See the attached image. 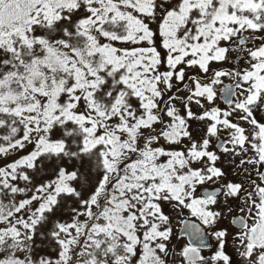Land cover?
<instances>
[{
	"label": "snow or ice",
	"instance_id": "6c2138e0",
	"mask_svg": "<svg viewBox=\"0 0 264 264\" xmlns=\"http://www.w3.org/2000/svg\"><path fill=\"white\" fill-rule=\"evenodd\" d=\"M0 264H264V0H0Z\"/></svg>",
	"mask_w": 264,
	"mask_h": 264
}]
</instances>
